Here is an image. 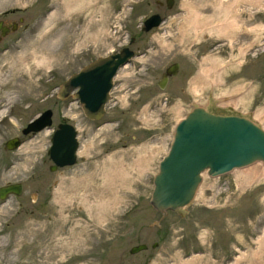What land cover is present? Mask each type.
<instances>
[{
  "label": "rangeland",
  "instance_id": "374dc122",
  "mask_svg": "<svg viewBox=\"0 0 264 264\" xmlns=\"http://www.w3.org/2000/svg\"><path fill=\"white\" fill-rule=\"evenodd\" d=\"M166 1L0 0L13 31L0 36V187L22 185L0 201V264H264L263 164L205 175L181 213L149 204L174 127L194 106L214 101L264 129V0ZM152 15L162 22L144 31ZM124 47L134 56L100 120L56 98L70 75ZM48 109L51 127L24 136ZM61 123L77 131L76 164L51 172ZM138 245L147 250L131 255Z\"/></svg>",
  "mask_w": 264,
  "mask_h": 264
},
{
  "label": "water",
  "instance_id": "95a60500",
  "mask_svg": "<svg viewBox=\"0 0 264 264\" xmlns=\"http://www.w3.org/2000/svg\"><path fill=\"white\" fill-rule=\"evenodd\" d=\"M168 1V8L171 7ZM162 20L152 15L144 21V31L157 28ZM133 39L130 41V45ZM134 52L128 47L105 57H98L79 72L63 81L56 98L78 101L86 119L98 121L105 114L110 100L113 80L118 70L128 64ZM178 64H172L162 74L158 87L164 89L170 77L176 76ZM212 109L194 106L174 127L172 137L152 180L149 204L164 216L168 211L181 213L190 206L202 184V175L211 179L230 174L256 163L264 165V129L251 118L238 114L231 107ZM52 111L45 110L26 125L21 133L26 136L52 125ZM65 140V141H64ZM64 144V145H63ZM21 145L18 138L5 143L15 150ZM77 131L68 124L57 126L51 138L48 155L53 165L50 171L76 163ZM21 184L0 187V201L9 196H20ZM155 246V245H154ZM147 250L146 245L132 247L131 255Z\"/></svg>",
  "mask_w": 264,
  "mask_h": 264
},
{
  "label": "flooded vegetation",
  "instance_id": "af4514ba",
  "mask_svg": "<svg viewBox=\"0 0 264 264\" xmlns=\"http://www.w3.org/2000/svg\"><path fill=\"white\" fill-rule=\"evenodd\" d=\"M169 1V0H168ZM168 1H166V6L168 8ZM171 1V0H170ZM171 3L173 4V2L171 1ZM171 4V5H172ZM171 8V7H170ZM169 8V9H170ZM8 11V10H7ZM4 14H6V11L3 12ZM12 30V29H11ZM9 29H7L5 26H4V22L0 24V36L1 37H7L9 36L10 34H12L13 31H11ZM7 35V36H6ZM3 40V39H2ZM1 40V41H2ZM2 49H0L1 51H4V50H7L8 48L7 47H1Z\"/></svg>",
  "mask_w": 264,
  "mask_h": 264
},
{
  "label": "bare ground",
  "instance_id": "6f19581e",
  "mask_svg": "<svg viewBox=\"0 0 264 264\" xmlns=\"http://www.w3.org/2000/svg\"><path fill=\"white\" fill-rule=\"evenodd\" d=\"M223 30H227V28L224 27ZM37 117H38V116H37ZM37 117H35V118H37ZM35 118H34V119H35ZM29 123H30V122H29ZM64 141H65V140H64ZM32 145H33V144H32ZM63 145H64V144H63ZM252 171H253V174L251 173L252 175L258 173V170H256V169L253 168V169L246 170V171L242 172V174H244V173L246 174V173H249V172H252ZM205 175H206V174H203V175H202V178H203V179H204Z\"/></svg>",
  "mask_w": 264,
  "mask_h": 264
}]
</instances>
